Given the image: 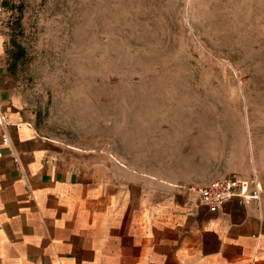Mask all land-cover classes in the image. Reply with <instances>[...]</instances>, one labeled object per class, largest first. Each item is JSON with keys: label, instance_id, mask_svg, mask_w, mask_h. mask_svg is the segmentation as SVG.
<instances>
[{"label": "rangeland", "instance_id": "1", "mask_svg": "<svg viewBox=\"0 0 264 264\" xmlns=\"http://www.w3.org/2000/svg\"><path fill=\"white\" fill-rule=\"evenodd\" d=\"M36 130L177 184L264 177V0H0Z\"/></svg>", "mask_w": 264, "mask_h": 264}, {"label": "crops", "instance_id": "2", "mask_svg": "<svg viewBox=\"0 0 264 264\" xmlns=\"http://www.w3.org/2000/svg\"><path fill=\"white\" fill-rule=\"evenodd\" d=\"M0 115V264H264V177L241 176L261 184L259 203L209 211L192 185L38 132L1 33Z\"/></svg>", "mask_w": 264, "mask_h": 264}, {"label": "built area", "instance_id": "3", "mask_svg": "<svg viewBox=\"0 0 264 264\" xmlns=\"http://www.w3.org/2000/svg\"><path fill=\"white\" fill-rule=\"evenodd\" d=\"M4 120V116L0 115V124ZM188 189L198 195L209 211H217L235 197L259 203L262 192L261 184L254 177L245 178L237 175L218 177L203 185L189 186Z\"/></svg>", "mask_w": 264, "mask_h": 264}]
</instances>
